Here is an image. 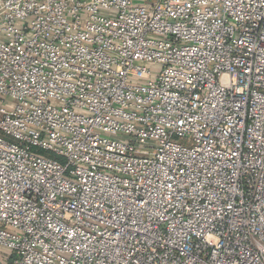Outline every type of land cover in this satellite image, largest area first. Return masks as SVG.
<instances>
[{"label":"built area","instance_id":"built-area-1","mask_svg":"<svg viewBox=\"0 0 264 264\" xmlns=\"http://www.w3.org/2000/svg\"><path fill=\"white\" fill-rule=\"evenodd\" d=\"M0 249L264 264V0H0Z\"/></svg>","mask_w":264,"mask_h":264},{"label":"trees","instance_id":"trees-1","mask_svg":"<svg viewBox=\"0 0 264 264\" xmlns=\"http://www.w3.org/2000/svg\"><path fill=\"white\" fill-rule=\"evenodd\" d=\"M38 153L41 154V155H45V156H53L50 152H46V151H43V150H38Z\"/></svg>","mask_w":264,"mask_h":264},{"label":"rangeland","instance_id":"rangeland-1","mask_svg":"<svg viewBox=\"0 0 264 264\" xmlns=\"http://www.w3.org/2000/svg\"><path fill=\"white\" fill-rule=\"evenodd\" d=\"M2 251V249H0ZM3 252V251H2Z\"/></svg>","mask_w":264,"mask_h":264}]
</instances>
